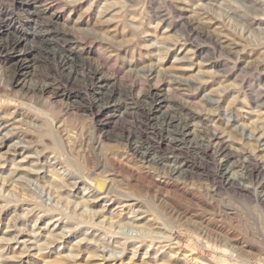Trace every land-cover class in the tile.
Wrapping results in <instances>:
<instances>
[{
    "label": "rangeland",
    "instance_id": "rangeland-1",
    "mask_svg": "<svg viewBox=\"0 0 264 264\" xmlns=\"http://www.w3.org/2000/svg\"><path fill=\"white\" fill-rule=\"evenodd\" d=\"M34 2L0 0L13 18L0 28L34 53L51 47L75 87L99 93L101 78L113 92L97 99L115 117L105 144L123 175L93 170L77 147L88 114L65 126L19 74L0 80V264H264L250 242L264 230V3ZM80 17L74 42L56 27ZM94 175L123 193L96 198Z\"/></svg>",
    "mask_w": 264,
    "mask_h": 264
},
{
    "label": "clouds",
    "instance_id": "clouds-1",
    "mask_svg": "<svg viewBox=\"0 0 264 264\" xmlns=\"http://www.w3.org/2000/svg\"><path fill=\"white\" fill-rule=\"evenodd\" d=\"M31 0H22V4H28ZM79 2V0H48L47 7H51L53 4H59L58 11H63L71 5ZM264 3V0H261ZM17 0H12L11 8L15 9ZM96 3V0H90L89 10ZM15 15L18 17L19 23H26L30 16L27 10L21 9L16 11ZM70 18V14H69ZM264 18V17H262ZM11 16L6 19L0 20V24L7 23L8 20H12ZM78 18L68 23L57 25L56 27L60 32L66 34L68 40L74 42V38L79 35L81 31H87V27H81ZM0 80L7 86L12 81L17 79V76L21 77L19 83L23 85V90H27L28 93H37L39 91L40 97L48 95V107L54 110L57 119L63 121V125H67L70 120H84L85 115L88 114L86 119V127L77 129V147L85 153L95 168H100L109 174H114L119 177L123 175L121 169H119L115 154L110 155L106 150V139H111L107 136V133L111 131L112 125L115 121V117L111 116L109 112L104 111L99 107V100L97 99L98 90L96 89H80L75 87V81L69 76L63 65L55 58L51 47L42 48L38 53H34L29 47L27 40L21 42L18 39V35L22 36L23 32L13 31L11 26L7 30L0 28ZM85 47L87 45L85 44ZM28 54L29 59L25 60L21 57L18 60L11 61L10 67H5L6 58L11 53H15L16 56H20V52ZM62 51H69L68 49H62ZM79 56H84V53H78ZM32 56H37L36 60H32ZM33 65H36L34 68ZM84 75L80 74L76 79H83ZM66 81H69L66 83ZM55 96V103H52V98ZM67 101V103H65ZM136 102V98L129 100L126 97L113 98V104L128 103L129 106H133ZM140 103H143L142 101ZM119 109L113 108V111ZM99 130L101 134L94 135L96 130ZM59 132L60 130L57 129ZM122 181L114 183L113 188L109 195L113 197L120 196L123 193L121 187ZM254 187H259L258 185ZM250 242L259 244L261 248H264V230L258 231L254 236L250 237Z\"/></svg>",
    "mask_w": 264,
    "mask_h": 264
},
{
    "label": "bare ground",
    "instance_id": "bare-ground-1",
    "mask_svg": "<svg viewBox=\"0 0 264 264\" xmlns=\"http://www.w3.org/2000/svg\"><path fill=\"white\" fill-rule=\"evenodd\" d=\"M34 1H36L37 2V0H31V2L30 3H28V4H26L27 6H29V5H31V4H34L35 2ZM34 2V3H33ZM2 13V11L0 10V20H1V14ZM37 13V12H36ZM199 24V23H198ZM1 25V24H0ZM200 25V24H199ZM1 28H3V29H5V28H9V25H7V26H5V27H1ZM2 33H0V35H1ZM44 37V36H43ZM20 40H21V42H22V39L20 38ZM48 47V46H47ZM45 48V47H44ZM68 60V59H67ZM62 63V62H61ZM99 83H98V85H99V89H100V92L98 93V95L101 97V100H110L111 98H112V96L111 95H109V97H107V95H108V93H112L113 94V92H109L108 91V89H106L105 87H104V84H103V81H102V79L100 78L99 79ZM107 92V93H106ZM115 93V92H114ZM157 95V94H156ZM159 96V95H158ZM161 96V95H160ZM162 98H160L159 100H161ZM152 112V111H151ZM180 113V112H179ZM133 114V113H132ZM169 122V121H168ZM187 123V122H186ZM166 124V123H165ZM164 124V125H165ZM168 124V125H167ZM166 125L168 126V127H170L171 128V126H173V122H169V123H167ZM190 124V123H189ZM163 125V126H164ZM175 127H177V126H175ZM188 127H190V126H188ZM169 128V129H170ZM189 129V128H188ZM191 132V131H190ZM164 138V137H163ZM223 143V142H222ZM218 144H220V143H218ZM181 150V149H180ZM210 151V150H209ZM224 151V150H223ZM137 152H139V150L137 149ZM141 152V151H140ZM143 154V153H142ZM220 155V154H219ZM143 156V155H142ZM143 158H144V156H143ZM105 179V178H103V177H101V176H96V175H94V176H92L91 178H89V180H90V183L92 184V186H95L98 190H97V192H96V198L97 197H100L101 195H103V194H101V193H104V194H109L110 193V190H109V188L107 189V190H104V183L101 181V179ZM60 179V181H61V178H59ZM106 181H107V179H105ZM66 185V184H65ZM64 185V186H65ZM61 185L60 184H56V187L57 188H60V191H61V189H63V187H60ZM112 186V185H111ZM110 187V186H109ZM91 209V208H90ZM108 222V221H107Z\"/></svg>",
    "mask_w": 264,
    "mask_h": 264
}]
</instances>
